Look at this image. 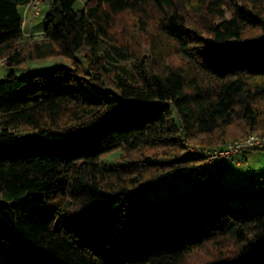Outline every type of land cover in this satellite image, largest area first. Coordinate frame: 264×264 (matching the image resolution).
<instances>
[{"label":"trees","instance_id":"1","mask_svg":"<svg viewBox=\"0 0 264 264\" xmlns=\"http://www.w3.org/2000/svg\"><path fill=\"white\" fill-rule=\"evenodd\" d=\"M30 1L0 0V60L71 63L0 80V264H264V211L235 215L228 161L187 145L264 136V0H46L20 43ZM177 171L197 179L142 199Z\"/></svg>","mask_w":264,"mask_h":264},{"label":"rangeland","instance_id":"2","mask_svg":"<svg viewBox=\"0 0 264 264\" xmlns=\"http://www.w3.org/2000/svg\"><path fill=\"white\" fill-rule=\"evenodd\" d=\"M85 0H76L75 9L83 7ZM46 0L31 1V4L20 5L22 14V35L20 43L38 39L42 35L44 14L47 11ZM228 16V14H227ZM71 60L64 56L49 57L44 59L27 60L17 66H6L5 60H0V80L9 72L16 75L31 74L51 69L57 65H70ZM254 133V132H253ZM229 140H227L228 142ZM184 143V142H182ZM187 145L197 147L194 141H187ZM121 155V149L112 150L101 157V161L113 166ZM241 161L217 162L209 168L211 182L216 181L220 185H228L234 191L246 189L245 194L222 198V203L231 208L237 216H247L264 211V149H251L245 151ZM173 180L170 183L168 180ZM197 176L189 175L182 171L175 172L170 178L148 183L142 191V199L145 201H164L170 196L181 194L188 184L194 182ZM198 255L190 258L194 263Z\"/></svg>","mask_w":264,"mask_h":264},{"label":"built area","instance_id":"3","mask_svg":"<svg viewBox=\"0 0 264 264\" xmlns=\"http://www.w3.org/2000/svg\"><path fill=\"white\" fill-rule=\"evenodd\" d=\"M31 1L27 5L31 4ZM258 148H264V136L258 133H249L241 139L227 142L222 148H213L206 151L201 147L189 146L188 151L201 155L204 158L202 164L211 165L218 160L240 162V156L244 151Z\"/></svg>","mask_w":264,"mask_h":264}]
</instances>
